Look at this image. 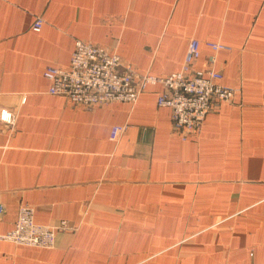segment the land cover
<instances>
[{
  "label": "crops",
  "instance_id": "obj_1",
  "mask_svg": "<svg viewBox=\"0 0 264 264\" xmlns=\"http://www.w3.org/2000/svg\"><path fill=\"white\" fill-rule=\"evenodd\" d=\"M191 38L196 69L204 41L231 47L215 68L235 89L196 136L172 131L161 84L91 109L48 92L43 71L67 67L76 39L163 77ZM2 108L16 121L0 122V234L21 203L74 229L51 248L0 238V264H264V0H0Z\"/></svg>",
  "mask_w": 264,
  "mask_h": 264
},
{
  "label": "built area",
  "instance_id": "obj_2",
  "mask_svg": "<svg viewBox=\"0 0 264 264\" xmlns=\"http://www.w3.org/2000/svg\"><path fill=\"white\" fill-rule=\"evenodd\" d=\"M43 20L37 17L32 29L38 31ZM211 53L205 57L207 67L196 69L202 43L191 38L186 47L179 70L158 77L139 73L114 50L98 45L90 40L76 39L69 65L65 68L47 66L43 76L49 81L48 92L63 95L74 106L91 109L110 101L135 102L150 85L161 84L163 90L157 97L159 106L171 109V128L185 140L199 134L206 114L221 102L231 101L235 89L224 85L222 73L215 68L217 53L231 47L220 41H204ZM16 114L8 109H0V122L12 126ZM126 129L125 125H114L111 139ZM4 211L0 203V216ZM34 207L21 203L11 230L0 234L1 239L19 245L51 248L55 243L56 229H74L61 220L57 227L34 221Z\"/></svg>",
  "mask_w": 264,
  "mask_h": 264
}]
</instances>
